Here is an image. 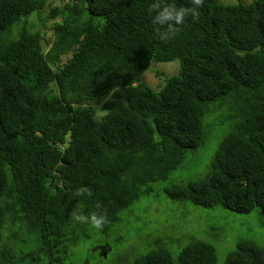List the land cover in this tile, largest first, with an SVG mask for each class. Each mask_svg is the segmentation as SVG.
<instances>
[{
    "label": "trees",
    "instance_id": "trees-1",
    "mask_svg": "<svg viewBox=\"0 0 264 264\" xmlns=\"http://www.w3.org/2000/svg\"><path fill=\"white\" fill-rule=\"evenodd\" d=\"M153 2L54 7L47 19L59 21L46 52L42 31L14 30L48 0H0V264H22V255L24 264H64L77 243L78 204L86 214L99 201L111 226L206 144L205 115L225 106L232 125L206 177L165 193L206 209L264 214V0H205L199 20L186 17L167 42L151 23ZM174 61L180 72L160 89L141 82L153 62ZM82 186L94 195L75 197ZM217 260L200 240L178 257L153 250L131 264ZM226 264H264V249L241 241Z\"/></svg>",
    "mask_w": 264,
    "mask_h": 264
},
{
    "label": "rangeland",
    "instance_id": "rangeland-1",
    "mask_svg": "<svg viewBox=\"0 0 264 264\" xmlns=\"http://www.w3.org/2000/svg\"><path fill=\"white\" fill-rule=\"evenodd\" d=\"M70 1L48 0L45 11L32 15L27 21L23 19L22 22H26L18 25L14 34L24 28L42 31L47 52L54 40L53 24L59 21L47 17L52 8ZM219 1L235 6L248 5L254 0ZM180 68L179 61L153 62L142 75L141 82L158 90L165 84V79L179 74ZM230 114L227 106L207 113L203 121L206 144L190 152L183 167L174 170L167 180L152 184V192L121 211L117 222L103 230L81 223L75 226L72 236L76 237L77 243L71 247L64 264H131L135 258L153 250H167L178 257L190 243L200 240L216 248L217 264H226L228 256L241 241L254 242L264 249V214L261 209L250 215L222 207L206 209L191 202H179L165 193L174 184L185 185L206 177L231 128ZM25 247L32 253L35 242L30 241ZM21 261L24 264L26 257L22 255Z\"/></svg>",
    "mask_w": 264,
    "mask_h": 264
},
{
    "label": "clouds",
    "instance_id": "clouds-1",
    "mask_svg": "<svg viewBox=\"0 0 264 264\" xmlns=\"http://www.w3.org/2000/svg\"><path fill=\"white\" fill-rule=\"evenodd\" d=\"M205 0H190L191 7L177 6L174 3H168L166 0H155L149 7L148 12L151 15V23L158 38L162 42L174 38L180 31V26L185 23V19L191 16L193 21L200 18V9L204 6ZM73 195L75 197H92L94 193L88 187L77 188ZM84 205L78 204L71 213V219L76 223L87 224L96 230H103L108 223L106 211L102 204L97 201L94 210L85 214Z\"/></svg>",
    "mask_w": 264,
    "mask_h": 264
}]
</instances>
